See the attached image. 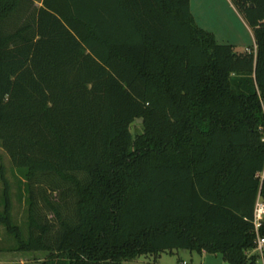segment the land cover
Returning <instances> with one entry per match:
<instances>
[{
  "label": "trees",
  "instance_id": "1",
  "mask_svg": "<svg viewBox=\"0 0 264 264\" xmlns=\"http://www.w3.org/2000/svg\"><path fill=\"white\" fill-rule=\"evenodd\" d=\"M189 1L0 0V144L29 205L25 238L5 188L14 251L48 252L41 264L179 250L256 263L264 0H232L256 46L241 52L197 26ZM39 180L65 196H43L56 230L34 214Z\"/></svg>",
  "mask_w": 264,
  "mask_h": 264
},
{
  "label": "rangeland",
  "instance_id": "2",
  "mask_svg": "<svg viewBox=\"0 0 264 264\" xmlns=\"http://www.w3.org/2000/svg\"><path fill=\"white\" fill-rule=\"evenodd\" d=\"M39 5L41 0H33ZM231 3V4H230ZM232 0H191L194 22L200 28L212 33L218 43L230 44L236 51H244L255 46L252 29ZM24 168L13 166L8 154L0 144V213L4 212L5 188L10 202V215L23 236L28 237V201L23 177ZM42 179V178H41ZM33 184L34 214L40 223L53 224L57 229L54 212L44 200L46 196L53 204L63 203L61 189L50 191L47 183ZM48 187V188H47ZM69 211L66 210V214ZM14 236L0 222V264H41L48 255L46 251H14ZM227 264L220 255L179 250L162 253L157 262L152 257L141 256L133 260H123L122 264ZM255 264H263L257 259Z\"/></svg>",
  "mask_w": 264,
  "mask_h": 264
},
{
  "label": "built area",
  "instance_id": "3",
  "mask_svg": "<svg viewBox=\"0 0 264 264\" xmlns=\"http://www.w3.org/2000/svg\"><path fill=\"white\" fill-rule=\"evenodd\" d=\"M256 46H254L255 50ZM246 51H250V49H246ZM258 176L263 179L264 178V171L258 173ZM264 222V199L258 194L254 209H253V226L254 231L256 233V240H255V247L250 253H255L259 256L258 259H261L263 262V254H264V235L260 234V228L262 227ZM185 264V262H182ZM264 264V263H263Z\"/></svg>",
  "mask_w": 264,
  "mask_h": 264
},
{
  "label": "crops",
  "instance_id": "4",
  "mask_svg": "<svg viewBox=\"0 0 264 264\" xmlns=\"http://www.w3.org/2000/svg\"><path fill=\"white\" fill-rule=\"evenodd\" d=\"M35 3V2H34ZM189 3H190V11H191V14H192V16H193V13H192V8H191V0L189 1ZM41 3L39 2V5H40ZM231 4V3H230ZM37 5V4H36ZM233 6V5H232ZM234 7V6H233ZM193 18H194V16H193ZM202 253H205V252H202Z\"/></svg>",
  "mask_w": 264,
  "mask_h": 264
},
{
  "label": "water",
  "instance_id": "5",
  "mask_svg": "<svg viewBox=\"0 0 264 264\" xmlns=\"http://www.w3.org/2000/svg\"><path fill=\"white\" fill-rule=\"evenodd\" d=\"M142 120L141 119H137V122H141Z\"/></svg>",
  "mask_w": 264,
  "mask_h": 264
}]
</instances>
